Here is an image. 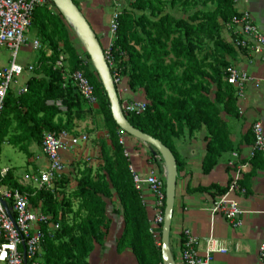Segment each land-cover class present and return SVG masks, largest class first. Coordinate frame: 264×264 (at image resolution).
Returning a JSON list of instances; mask_svg holds the SVG:
<instances>
[{"label": "trees", "instance_id": "obj_1", "mask_svg": "<svg viewBox=\"0 0 264 264\" xmlns=\"http://www.w3.org/2000/svg\"><path fill=\"white\" fill-rule=\"evenodd\" d=\"M54 7L40 6L34 12L31 30L44 48L33 63L28 92L18 95L10 90L7 95L0 116V157L3 145L8 143L32 158L31 147L42 148L45 133L78 136L77 122L99 114L108 132L107 139L98 141L101 162L96 168L86 165L79 170L77 185L71 191L67 175L52 191L24 186L11 170L2 184L28 194L33 207L50 216V224L60 225L54 239L46 233L43 240L41 258L45 264H90L88 258L95 245L104 244L111 227L107 207L108 200L115 197L120 207L114 212L124 218L118 251L130 249L138 264H163L162 246L149 232V214L121 143L124 132L113 118L108 95L89 56L79 53L71 37L72 28ZM177 8L184 16L175 15ZM237 14L234 0H134L120 15L110 49L114 58L111 72L113 76L119 72L129 89L142 91L149 102L144 113L125 115L134 128L172 151L179 174L184 165L174 139L206 128V175L223 154L235 150L228 123L222 117L239 116L237 89L228 82V57L234 54L235 46L223 33ZM61 54L67 57L63 69L56 66ZM77 70H83L94 85L97 109L87 104L72 81L64 79L65 72ZM251 161L253 170L240 176L242 187L264 168L263 153H257ZM212 189L222 196L229 186L198 188L202 192Z\"/></svg>", "mask_w": 264, "mask_h": 264}, {"label": "crops", "instance_id": "obj_2", "mask_svg": "<svg viewBox=\"0 0 264 264\" xmlns=\"http://www.w3.org/2000/svg\"><path fill=\"white\" fill-rule=\"evenodd\" d=\"M125 1V7L128 8L134 0ZM75 2L90 22L104 50H109L114 42L111 22L116 7L113 0H75ZM235 9L238 12H249L255 24L264 32V0H240L235 4ZM29 35L31 38H38L34 30H31ZM223 36L232 43L233 34L231 32L226 29ZM228 60L231 67L243 70L250 76V82L244 92L240 96L237 95L239 116L234 118L222 114L228 123L230 138L235 150L223 154L218 165L210 174L206 175L203 172V161L208 145L206 128L203 127L192 135L186 134L174 139L175 149L184 165L183 171L179 174L180 179L177 181L171 229V249L173 252V241L179 254V261L175 258L177 264H182L181 250L185 229H189L197 238L200 254L205 253L207 241L212 236L220 242L221 247L226 248V253L214 254L212 264H264L259 254L264 239V168L258 169L250 178L247 187H244L245 194L235 196L242 209L247 212L243 217L241 227H235L221 215L211 212L210 209L220 197L215 189L208 192L198 190V188H209L213 185L222 188L229 186L240 166L243 165H248L247 171L243 174H249L253 170L250 157L254 143L252 127L256 122H261L264 125V61L252 51L236 47L234 54L229 56ZM125 88L128 89L125 94L127 99L147 101L142 91H131L127 82ZM94 108L97 109L98 106H94ZM75 133L78 136L87 135L88 140L81 141L77 146L67 143L62 151V157L67 167L66 175L71 180L72 189L76 187L77 179L71 178L69 167L85 159L89 162L87 165L96 168L101 162V148L98 141L108 138V132L104 128V120L101 115H88L84 121L77 122ZM121 139L129 152L131 166L137 173L143 177L152 173L165 176V164L160 154L154 155L149 145L125 132L122 133ZM32 147L31 151L33 152ZM40 152V154L33 152L34 155L30 158L31 162H38L35 164L34 169L37 170L36 173L34 171V176L47 165L42 148ZM34 176L31 177L30 184H21L36 188L32 181ZM188 188L193 191L188 192ZM142 197L151 220L152 211L151 207H147V204H151L154 198L147 189L142 193ZM119 207L116 197L108 200L107 215L112 221L111 227L104 244L95 245L94 251L88 258L90 264H138L136 256L130 249L118 251V240L124 230L123 216L114 212Z\"/></svg>", "mask_w": 264, "mask_h": 264}, {"label": "built area", "instance_id": "obj_3", "mask_svg": "<svg viewBox=\"0 0 264 264\" xmlns=\"http://www.w3.org/2000/svg\"><path fill=\"white\" fill-rule=\"evenodd\" d=\"M240 0H234L237 4ZM116 11L111 22V32L114 39L119 28V18L125 7V0H113ZM55 6L52 0H0V116L5 100L10 90H15L18 95L28 92V80L19 89H15L18 79L25 73H32L33 64L24 66L19 64L18 55L22 47H27L37 53L42 50L43 44L39 38H31L30 31L36 8L40 6ZM227 30L233 34L232 44L241 50H250L259 55L264 61V32L255 24L251 14L247 11L238 12L227 24ZM112 47V46H111ZM111 49V48H110ZM109 50H105L110 67L114 66V58ZM57 68L67 66V57L61 54ZM228 82L237 89L240 96L250 76L247 72L236 67L228 71ZM122 109L128 114H142L149 105L148 101L129 100L125 94L128 89L121 87L122 76L116 72L113 76ZM64 79L70 80L76 86L79 94L88 105L94 107L98 104V97L94 85L90 82L83 70L73 73H64ZM61 106V104H58ZM254 143L251 158L257 153H264V125L256 122L252 127ZM88 136H75L68 132L44 134L42 152L47 159V165L39 170L32 181L38 190H54L57 181L67 173V167L62 157V151L70 143L77 146L81 141H87ZM121 143L124 141L121 139ZM129 158V152L125 151ZM248 165L240 166L237 175L229 185L228 191L220 196L210 209L213 214L221 215L235 227L243 225V217L247 213L242 209L235 198L236 195L245 194L246 189L240 184V176L247 171ZM133 173L135 187L141 193L147 189L154 201L147 204L151 207L152 215L149 232L156 238L158 246H162V231L166 210V179L157 173L143 177L130 166ZM8 169L0 170V264H45L41 258L42 244L46 233L54 239V231L60 228L59 224H50V216L40 209H35L31 204L29 195L18 189L2 184L8 175ZM146 206V204L144 203ZM184 241L181 250L182 264H212L216 253H226V248L220 242L210 237L204 254H200L197 247V238L189 229L183 232ZM26 252L27 261L24 259ZM260 259L264 261V239L260 246Z\"/></svg>", "mask_w": 264, "mask_h": 264}, {"label": "water", "instance_id": "obj_4", "mask_svg": "<svg viewBox=\"0 0 264 264\" xmlns=\"http://www.w3.org/2000/svg\"><path fill=\"white\" fill-rule=\"evenodd\" d=\"M56 9L62 14L72 28L78 40L89 56L93 69L96 71L108 95L111 111L117 125L126 134L149 145L154 155L160 154L165 164L166 179V210L162 229L163 264H177L171 249V229L175 211L176 188L179 176L178 164L172 151L160 140L134 128L128 121L121 105L120 97L114 82L111 67L107 61L105 50L81 9L74 0H52ZM24 259L27 261L26 252Z\"/></svg>", "mask_w": 264, "mask_h": 264}, {"label": "rangeland", "instance_id": "obj_5", "mask_svg": "<svg viewBox=\"0 0 264 264\" xmlns=\"http://www.w3.org/2000/svg\"><path fill=\"white\" fill-rule=\"evenodd\" d=\"M55 8V7H54ZM170 10V9H168ZM54 11H57V9L55 8ZM175 13V15L179 18L181 16H184V13L181 11L180 8H177L176 10L173 11ZM71 33V37L72 40L75 44V46L77 47L79 53L83 56H85L86 52L83 48V46L81 45L80 41L78 40L76 34L70 30ZM211 46V45H210ZM18 62L19 64H22L24 66H28V65H32L37 58V52L36 51H32L30 49H28L27 47H22L19 51V55H18ZM32 73H27L25 72L19 79L17 84H15V89L19 90L26 82L27 79H29L31 77ZM126 79L124 77H122V85L121 87H125L126 85ZM97 114H94L93 116H96ZM99 115V114H98ZM33 152L35 154H40V147L38 146H33L32 147ZM35 161L31 162L30 158L23 153L22 151H20L17 148L12 147L11 145H9L8 143H5L3 145V149H2V154L0 157V170L1 169H8L11 170V172L14 174V177L16 180H18L20 183L23 184H30V179L32 176H34V171L36 173L37 169L35 168V164H38V162L34 163ZM40 163V162H39ZM87 164H89L88 161H85V159H82L80 162L75 163L74 165L69 167V174L71 176V178L73 180H76L79 176V170H82V168L84 166H86ZM75 184V182H74ZM72 190V187H69V191ZM161 228L159 229L160 232ZM162 231V230H161ZM172 248H173V253L175 255V258L177 259V261H179V254L176 251L174 242L172 241Z\"/></svg>", "mask_w": 264, "mask_h": 264}]
</instances>
